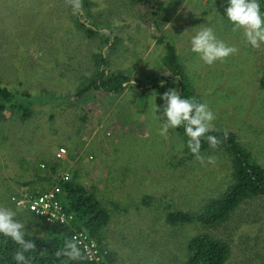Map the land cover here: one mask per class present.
I'll return each instance as SVG.
<instances>
[{"label":"rangeland","instance_id":"374dc122","mask_svg":"<svg viewBox=\"0 0 264 264\" xmlns=\"http://www.w3.org/2000/svg\"><path fill=\"white\" fill-rule=\"evenodd\" d=\"M81 2L78 15L97 29L94 35L76 21L69 0H0V78L14 93L11 100L0 97L7 105L0 117V206L30 219L32 214L11 197L46 187L42 177L58 179L77 171L111 214L102 243L115 254L114 264H182L185 243L208 229L170 225L166 213L196 210L220 197L233 182L232 160L217 146L199 154L203 163L185 154L182 127L161 135L153 105L163 104L155 92L165 91L153 90L139 104L133 81L169 77L164 44L173 43L196 101L207 103L216 115L215 129L235 134L264 166V45L254 49L231 30L223 0H192L197 6L175 9L177 17L164 23L162 41L159 37L151 52L148 38L133 33L136 11L142 19L148 15L144 6L132 0ZM200 27H212L238 51L212 66L204 64L190 50V36ZM110 31L114 36L108 38ZM101 55L111 70L129 74L131 85L120 95H76L98 72ZM12 104L31 106L30 117L23 119ZM61 147L67 153L58 158ZM176 157L181 160L174 162ZM209 157L214 163L207 162ZM45 160L60 167L43 171ZM209 231L228 242L227 264H264V195L247 199L228 222Z\"/></svg>","mask_w":264,"mask_h":264},{"label":"trees","instance_id":"16d2710c","mask_svg":"<svg viewBox=\"0 0 264 264\" xmlns=\"http://www.w3.org/2000/svg\"><path fill=\"white\" fill-rule=\"evenodd\" d=\"M136 4L148 6L151 12L156 16L163 18V2L160 0H132ZM264 10V5H262ZM151 13V14H152ZM80 11L77 13L76 21L84 27L89 35H94L97 29L86 25L80 20ZM113 31H110L108 38L113 37ZM109 41V39H107ZM162 41L161 37L159 39ZM116 43V42H114ZM113 43V44H114ZM160 43V42H158ZM112 44V45H113ZM167 54L163 57L165 68L171 73L169 77L158 76L151 79L147 83L134 84L139 88V97L143 99L145 95L153 90L167 91L169 88H177L184 98L197 99L194 88L190 84L186 68L181 61L177 48L173 43H165ZM106 53H104L105 55ZM101 55L99 70L95 73L91 82L87 85L79 87L76 95L81 96L90 91H101L109 94H121L129 86L130 75L120 70H111L109 68L107 58ZM162 73V72H161ZM164 81L165 86L160 87V82ZM176 82V83H175ZM264 84V79L262 81ZM177 87H175L176 85ZM0 97L4 100L14 98L12 93L6 86L2 85L0 78ZM51 100H56L52 97ZM13 105V104H12ZM13 105L19 107L23 114V119L30 117L31 106L26 104ZM7 105L0 103V117ZM182 133L184 134L183 128ZM207 135L217 138L218 153L227 156L232 160V178L233 182L227 187L220 197L209 199L208 202L196 210H182L170 208L166 213V221L170 225H179L184 223L195 224L202 229H208V232H201L193 235L185 243L187 260L184 259L182 264H227L230 257V246L227 241L217 238L210 228H218L228 222L232 214L247 199L264 195V166L259 164L251 156L250 152L243 149L238 142L236 136L231 131L223 129H215ZM186 136V135H185ZM187 137V136H186ZM188 139V137H187ZM215 146V147H216ZM211 147L206 137L201 138L200 153L211 152ZM227 152H225V151ZM191 153L189 149L185 150V154ZM199 153V154H200ZM184 154V155H185ZM180 161V157H176L175 161ZM43 163V171L48 168L55 172L60 167L57 163L50 166L49 161H41ZM41 169V168H40ZM61 170V168H60ZM61 172V171H60ZM63 174L58 179L52 177H42L46 181V187L30 189L28 192L13 195L11 201L16 205V199L25 197H37L38 195L49 191L52 188L60 187L61 193L58 196L62 212L66 217V223L57 220L54 223L46 221L45 216L31 215L32 219L24 218L17 213L16 218L25 225L26 239H31L36 248L26 253L31 257L30 264H114L115 254L112 251H106L103 245L104 229L108 225L111 214L88 186H85L79 179V174L73 172L72 175L66 177ZM39 176V175H38ZM31 183L25 184V186ZM26 195V196H25ZM28 195V196H27ZM31 195V196H29ZM17 206V205H16ZM19 208V207H18ZM19 212V211H18ZM73 218L70 219L69 216ZM32 223V224H31ZM84 233L89 238L96 240L103 258L100 262L89 261L87 256L80 261H68L65 257H57L55 253L64 247L65 241L72 239L74 234ZM19 250V246L12 242L9 238L0 236V264H16L13 259L15 252ZM176 259L171 260L174 262Z\"/></svg>","mask_w":264,"mask_h":264},{"label":"clouds","instance_id":"9594fccd","mask_svg":"<svg viewBox=\"0 0 264 264\" xmlns=\"http://www.w3.org/2000/svg\"><path fill=\"white\" fill-rule=\"evenodd\" d=\"M69 3L72 6L73 14L82 9L81 0H69ZM223 4L225 5L223 17L231 25V30L239 32L246 44L254 49L264 45V10H262L264 0H223ZM190 45L191 52L195 53L198 59L208 66H212L217 61H223L238 51L236 46L229 45L219 39L212 27L194 29L190 36ZM133 83L135 84V81ZM164 86L165 82L161 81L160 87ZM157 95L163 101L162 105H158L157 102L153 105L154 115L162 124L160 134L166 136L169 129L182 127L184 134L188 137V149L203 163V157L199 156L201 138L206 137L211 147H215L217 144L215 136L207 135L215 130L213 124L216 119L215 113L207 103L184 98L177 88H169L162 94L155 92V98ZM207 162L214 163V159L209 157ZM16 216L17 212L13 209L0 206V236L9 238L19 246V250L13 256L16 264H30L31 257L25 254L33 251L36 244L31 239L25 238V225ZM81 245L82 241L72 237L65 241L64 247L58 250L55 255L65 257L68 261H80L88 253L87 247L82 248ZM88 258H91L90 253H88Z\"/></svg>","mask_w":264,"mask_h":264},{"label":"built area","instance_id":"2783aa9c","mask_svg":"<svg viewBox=\"0 0 264 264\" xmlns=\"http://www.w3.org/2000/svg\"><path fill=\"white\" fill-rule=\"evenodd\" d=\"M66 153L67 150L64 147H61L56 155L58 158H61L65 156ZM65 176L68 177L70 175H65ZM60 193H61L60 187H55L34 198L22 197L16 199V197H13V199L16 200V205L19 204V207L32 212L34 215L45 216L46 221H48L49 223H54L58 219L61 220L62 223H66L68 221H66L65 215L61 214L62 208L58 200V196ZM69 218L72 219L73 216L70 215ZM89 237L90 236L84 233H78L73 235V238L82 241V245H81L82 248L85 246L87 247L88 253L91 254V258H88V253H86L85 255L87 256L89 261L100 262L103 258V254H101L99 249L100 247L96 240H93Z\"/></svg>","mask_w":264,"mask_h":264},{"label":"crops","instance_id":"0c3cea01","mask_svg":"<svg viewBox=\"0 0 264 264\" xmlns=\"http://www.w3.org/2000/svg\"><path fill=\"white\" fill-rule=\"evenodd\" d=\"M160 1L163 2V6H164L163 10H162V15H163L162 19L160 18V16H158V15L156 16L155 14H153L151 12V9H149L148 6H144L145 9H147L146 12L148 15H146V17L143 19H142L141 15L138 14L139 11H136L137 17L139 18V20H137L135 23L136 27H135V30L133 33L134 34L135 33L142 34V35H144V38H148L149 41H147L146 43H150V44H148L149 47L147 49V52H151L153 49H155V47L158 43V39L160 37L159 35L161 34L162 31H164L162 28L164 23L167 22L171 18L177 17L178 14H176L177 10L175 11V9L178 8V10H180V8L185 6L184 8L187 7L189 10L192 6H197V5L192 4V2H191L192 0H160ZM219 1H221V0H219ZM189 3H191V4H189ZM217 3L218 2H215L216 6H217ZM134 4H136V3H134ZM148 27L150 28V32L145 33L146 31L144 32L143 30L144 29L147 30ZM173 28H174V25H173ZM137 89H139V88H137ZM139 94H140V90H138V97H139ZM114 95H120V94H114ZM138 101H139V104H142L143 99L139 98ZM93 130L95 131V129H93ZM31 164L33 165V163H31ZM30 219H32V218H30Z\"/></svg>","mask_w":264,"mask_h":264}]
</instances>
